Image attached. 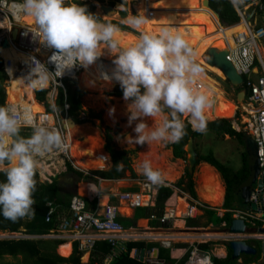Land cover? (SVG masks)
Masks as SVG:
<instances>
[{
    "label": "clouds",
    "instance_id": "1",
    "mask_svg": "<svg viewBox=\"0 0 264 264\" xmlns=\"http://www.w3.org/2000/svg\"><path fill=\"white\" fill-rule=\"evenodd\" d=\"M15 8L33 18L42 35L41 42L56 50L49 58L55 71L33 59L31 72L25 78L28 83L21 79L26 88H43L65 70L76 65L87 67L107 49L115 57V68L111 77L104 74L103 79L117 81L123 99L131 100L127 105L128 124L139 120L133 129L136 136L126 137L128 143H178L186 134L183 117H189L194 131H206L204 113L209 98L191 87L204 69L179 32L164 27L158 34H149L143 29L145 16L128 15L121 23L137 31L139 38L122 47L116 38L118 25L102 22L76 0H19ZM7 71L11 75V69ZM114 111L110 109L109 115ZM158 117L161 119L155 126L144 119ZM23 126L32 128L30 136L20 135ZM63 147L64 138L56 128L34 124L15 109L0 106V174L5 177L0 181V216L15 222L34 214L35 174L40 160ZM141 168L151 184L164 183L162 174L147 160ZM116 170H123L122 162L116 164Z\"/></svg>",
    "mask_w": 264,
    "mask_h": 264
},
{
    "label": "trees",
    "instance_id": "2",
    "mask_svg": "<svg viewBox=\"0 0 264 264\" xmlns=\"http://www.w3.org/2000/svg\"><path fill=\"white\" fill-rule=\"evenodd\" d=\"M76 2L86 7L87 10L89 9L88 11L90 13L95 14V5L91 1ZM116 2H121L125 6L127 5L126 0H111L110 4L114 6ZM262 4L263 9H256L260 16H264V0H262ZM210 5L212 9L220 14L221 21L226 22L228 26L233 25L231 27H227L228 32L226 36H231L234 31L236 32L242 28V23H239L241 17L231 0H210ZM136 9H138L141 15L147 18V22H151L152 25L167 27L174 32H179L189 43L193 51L194 44L196 43L197 39L202 41L206 48L215 46L224 48V46H226L225 35L222 31L223 27H226L227 25L224 26V24H220L219 19H217L214 14L205 9L198 0H149L148 2L143 0L139 1ZM121 13L124 16L127 14L126 11H122ZM96 16L100 18L98 15ZM102 22H110L118 25L120 31L117 33L116 38L120 41V45L123 47L136 42L139 38L130 32L124 31L130 30L131 28L125 24H122L121 21L111 19L102 20ZM259 26H261L260 23L257 24V27ZM151 31L152 34H158L153 30ZM228 43L229 41H227V47ZM214 69L220 74V76H224L223 72L219 68L214 67ZM7 79L8 75L4 69V60L0 56V106L3 107L7 106V92L5 85V81ZM65 82L67 86L66 95L62 89H60L56 99V108L58 111L62 115L65 114V101H67L70 104L68 115L69 117L73 118L77 124L92 122L94 119H98L101 123L100 125H103L104 120L102 111L97 112L93 109H85L83 107L82 98L86 94V91L78 86L77 81L72 82L70 80H66ZM224 82L227 84V86L234 88L236 95L240 90H243V87L232 86L228 79H225ZM80 83L84 88H89L86 85L85 77L80 79ZM108 86V84H105L96 91H101ZM113 86L114 85H111L109 88L104 90H110ZM193 90L194 92L203 94L207 92V94L210 95L208 96L210 104L205 109L204 113L205 118H225L207 121L206 131L201 133L194 131L189 119L183 117L186 134L178 143H170V145L176 158H183L187 160V152L185 147L189 141V138L191 136L194 138V146L199 153L197 165L201 162H206L215 167L222 176L226 186L225 199L222 205V208L226 209L224 214L219 216L217 209L210 207H205L204 210L211 219L215 218L219 223L225 221L227 224H230L234 218L235 210H250L249 204H245L240 196V186L248 179L250 175L249 155L246 151V141L251 137L245 129L242 128L241 130H237L234 128L232 120L224 115V110H226L227 106H229L230 100L224 98V96H219L220 92H222V89L216 80L210 82L209 79L204 77L197 86L193 87ZM46 93V90L38 91V99L40 101L46 102ZM112 95L119 97L123 96V90L119 84L113 89ZM46 105L50 107L48 103H46ZM41 110L44 111V106L41 107ZM165 113H167V110ZM239 115L240 113L238 112V116ZM31 132V127H22L20 135L28 137L31 135ZM206 132H212L219 136L230 135L232 138L237 139V141L243 146V152L241 154L242 166L239 169L235 170L229 164L221 162L214 155L213 151H210L209 153H201L200 150H198L197 140L201 138ZM114 134L115 131L110 126L104 125V148L111 157L112 166L110 169H92L88 172H85L83 170L77 169L70 161H67L66 172L73 173L79 179L89 182L97 181L98 178L120 179L125 176L127 170H130L134 176L135 172L132 168L130 157V155L133 153V150L118 148L114 139ZM121 162L123 163V170L117 171L116 164ZM39 167H42V164H40ZM45 169H47V166H45ZM58 178L59 177H55L52 182L41 181L39 172L37 170L35 174L36 191L33 194V199L35 201L33 205L35 210L34 214L30 217L17 219L15 222L0 216V231L40 236L49 234L52 230L57 229L62 217L69 214V206L71 202V198L63 194L59 189ZM4 179V175L0 174V181H4ZM173 186L187 192L193 199H198V195L195 190L194 174L189 172L188 168H186L185 174L175 183H173ZM173 192L174 188L172 186L165 185L164 183L158 185L155 206L136 208L135 217L155 218L157 220L152 222L153 225H161L162 222L160 218L165 210V202L171 197ZM112 197L115 198V196ZM49 202H53V204L57 205V210L53 215V219L51 221H46V214L50 209L48 204ZM205 206L208 205L205 204ZM119 220L126 226L129 225L127 219L119 218ZM256 221V225H262L261 220ZM246 223L249 228L253 227L249 219L246 220ZM255 228H257V226ZM62 242L63 241L61 240L46 238L0 239V257L6 255L16 257L22 255L26 264H29L30 261H34L35 264H85L81 262L83 250L78 248V243L75 244L74 250L69 257H63L57 254L56 247L59 244H62ZM215 243V241H207L196 243V245L203 252H212ZM249 243H254L258 252L255 255H246L244 262L257 263L262 258V243L258 240H249ZM226 244H228V242ZM154 247L159 249V259L167 262V264H185L189 260L190 250H188L181 259H174L170 256V249L164 247L157 241L148 242L144 240H131L126 241L124 244L113 246L107 240H96L92 247L90 260L86 264H104L106 257L111 254L115 248H119V252L111 264H153L150 262L141 261L137 257L132 256L131 252L134 248L151 251ZM71 248V242H67L59 246V251L62 255L67 256L71 252ZM211 260L213 264H235L237 262V259L235 260L232 258V251L230 249L229 254L226 257L221 258L212 255Z\"/></svg>",
    "mask_w": 264,
    "mask_h": 264
},
{
    "label": "built area",
    "instance_id": "3",
    "mask_svg": "<svg viewBox=\"0 0 264 264\" xmlns=\"http://www.w3.org/2000/svg\"><path fill=\"white\" fill-rule=\"evenodd\" d=\"M147 2L149 0H146ZM249 7L252 5L256 9H263L262 0H249ZM16 0H0V50L4 47L1 46L4 38L9 39V45L15 47L16 51L24 55L19 59L14 68V76L26 78L31 72L33 67V59L41 64L46 65L49 71H55V65L49 61V58L56 51L53 48L47 46L46 43L41 42L42 35L38 30V27L23 25L15 26L17 18L11 6H15ZM236 10L238 11L241 22L245 23V30L238 32L234 35V47H227L228 54L227 59L230 60L238 73L242 76L243 80L240 87H243L245 91V100L242 103L244 108V114L246 115V122L243 123L244 129L250 134L257 146L258 155L260 158L261 172L259 178L262 179L261 183L253 188L250 194V202L257 205L256 209H250L248 211L236 210V217H247L251 221L261 220L264 222V47H261V41L264 40V25L257 27L252 25L250 19L247 18L246 9L243 10L239 0H231ZM211 9V8H210ZM150 10V9H149ZM139 14V13H138ZM137 14V15H138ZM14 28H17L16 37H12ZM8 47V46H7ZM261 48L263 50H261ZM4 60V69L8 75V80H11V75L7 71V67H13V62L10 58L6 59L0 54ZM114 59V58H113ZM112 59V61H113ZM99 66L104 67L103 71L112 75L113 70L109 67L111 60H103L97 58ZM84 70L83 66L76 65L71 69L65 70L61 77L53 79L50 83L43 88H33L36 100L43 104L44 111L41 114H36L35 119H31L34 124L43 123L49 127L56 128L60 131L64 138V147L62 150L53 151L41 158L40 164H42L39 175L43 176L44 182H52L62 170H66V162L70 161L77 169L88 172V170L81 169L74 164L71 158V142L69 139L70 126L66 122L69 118L68 110L70 104L65 101V114L62 115L56 108V99L59 90L62 89L66 95V80L77 81L79 83V75ZM27 80V79H25ZM28 81V80H27ZM119 83L116 81L115 86ZM10 85V81H9ZM192 87V86H191ZM46 90V102L40 101L37 97V92ZM48 103L50 107L46 105ZM8 108H13L17 113L24 117L21 108H14L12 104L7 102ZM239 109V108H238ZM237 109V110H238ZM237 114V111H236ZM236 116V115H235ZM30 127V126H23ZM237 130H241L239 124L233 125ZM105 160H109L110 156L106 155ZM62 158V162L61 159ZM111 161V159H110ZM47 166V169H45ZM61 167H64L60 170ZM101 169L103 167H100ZM156 186L146 181L143 183L142 191L133 192L126 191L116 195L120 201H124L132 208L148 206L151 203V199L155 194ZM50 206L49 211L46 214V221H51L53 215L57 210V205L53 202L48 203ZM193 207H190L188 213L193 212ZM120 210L118 205L114 203H107L104 208L99 211L97 209H91L88 206V201L81 195H73L69 206V214L64 215L59 223L57 229L52 230L51 233L45 235H24L22 233H9L2 232L0 239H18V238H50L60 239L62 241H79L80 246L93 247L96 240H107L113 246L124 244L126 241L131 240H152L154 236L146 234L131 233L127 230L125 225L119 220ZM174 218V211L164 213L160 219L163 224L169 223ZM169 221V222H168ZM223 226L226 223H222ZM256 237L264 241V234H245V233H232L228 234L225 238L227 240ZM152 262V261H150ZM187 264H213L209 252L201 251L197 245H192L190 249V256Z\"/></svg>",
    "mask_w": 264,
    "mask_h": 264
},
{
    "label": "rangeland",
    "instance_id": "4",
    "mask_svg": "<svg viewBox=\"0 0 264 264\" xmlns=\"http://www.w3.org/2000/svg\"><path fill=\"white\" fill-rule=\"evenodd\" d=\"M76 1H79V2L80 1L81 2L91 1L95 5V14L98 15L97 9H100V7L98 6V2L110 4L111 0H76ZM139 1H143V0H126V2H127L126 6L121 2H116L114 6H115V9H117V11H118L117 14H113L111 16V15H107L105 12L99 10L100 15H98V16L102 20L114 19V20L122 21L123 19L121 18V16H124L121 13L122 11H126V13H127L124 17H127L128 15H137L138 13L141 15V13L138 11V9H136V6L138 5ZM202 1L203 0H200L201 5H203ZM22 14H24V13L22 12ZM219 23L223 25L222 21H220ZM15 26H17V27L23 26V22L18 19ZM33 26L35 27L36 25H33ZM224 26H226V25H224ZM231 26H233V25L226 26V27H231ZM239 30H241V29H239ZM124 31L130 32L134 36L139 37V33L133 29L124 30ZM145 31L148 32L149 34H152L151 30L145 29ZM225 40H227L226 36H225ZM228 45H229V43H228ZM262 46H263V43H261V47ZM261 50H263V49L261 48ZM203 57L206 60V53ZM197 62L204 69L202 78L206 75L205 76L206 79L216 80L218 85L220 86V88L223 90L224 97L233 102V104L231 103L232 107L229 104V106H227L226 110H224V115L226 117H228L230 120H232L233 125L237 126V124H239L241 129L242 128L244 129L243 123L246 122L247 118H246V115L243 113L244 108L242 107V103L239 104L237 102L236 92L234 91V88L231 86H227V84L224 82V80H225L224 76H220V74L218 72H216L215 69H212L216 66L209 65L208 62H207L208 63L207 64L204 61L203 62L197 61ZM85 69L87 70V67H85ZM105 84H108V83H100L99 87H97L96 89H94L93 87H90V86L88 89H86L81 85V83L79 81L78 86L81 89H83L84 91H86V94L82 98L83 99V107L85 109H93L94 111H97V112H100V111L103 112V120H104L103 125H106V126L108 125L115 131L114 139H115V142H116L118 148H120V149H132L133 150V153L130 155V157H131V165H132V168L135 172V175L133 176L132 172L130 170H127L125 173V176L121 180L124 183L123 185L126 186V188H130V189H134V190H138V191L142 190L143 183L147 181L145 176L142 174V168H141V165L145 160H147L150 163V165L152 166V168L154 170L159 171L162 174V176H163V172L168 168V162L174 164L176 167L178 166L177 168H180L181 175L175 181L180 179L181 176L185 173L186 167L188 165L187 160H185L183 158H176L173 154V149H172L170 143L153 141L150 144H147V143L136 144L134 142L133 143L127 142L126 137H128V136L135 137L136 136V133L133 131V129H134L136 123L139 122V120L133 121L132 123L134 125L128 124L129 113H128V110H126L124 107V105L126 104V101L123 99V96L119 97V96L112 95V91L115 88V85L110 90H104V89L109 88L111 85H109L108 87H105L101 91H96ZM5 85H6V88L8 89V87H9L8 86L9 85L8 79L5 81ZM193 87H195V86H192V88ZM7 93H8V90H7ZM205 94L207 96H210L207 94V92H205ZM221 95H222V92H220L219 96L221 97ZM7 102H9L8 94H7L6 103ZM42 106H43V104H41L39 102L36 105V107L39 108V110H41ZM110 109L115 110L114 113H112L111 115H109ZM236 111H237V114H236ZM238 112L240 113L239 116H238ZM164 114L166 115L167 113H164ZM184 118L189 119V117H184ZM218 118H225V117H215L212 119L206 118V122L212 121V120H215ZM145 122L148 123L149 125L152 124L150 126H155L156 124L159 123V122H156V123L151 122L150 120H146ZM100 124L101 123L98 119H94L92 122H85L82 124H78V125H82V126L87 127V130H86L85 134L77 136V139L79 138L78 139L79 141H85V140H88L90 142L92 141L91 144L97 149L101 148L102 152H104V154H105L106 152L104 149V144H105L104 134L101 133L100 130L98 129ZM74 128H75L74 126H71L70 131H72ZM87 134H89V136ZM197 145H198V150H200L201 153H209L210 151H213L214 155L221 162L229 164L235 170L239 169L242 166V155L241 154L243 152V146L237 141V139L232 138L230 135L219 136V135H215L212 132H206L201 138H199L197 140ZM97 146H99V147H97ZM54 151H57V150H54ZM106 155L108 156V153H106ZM71 158H72V156H71ZM110 159H111V157H110ZM110 159L108 161H106L105 166H104L105 168H103V169H110L111 168L112 161H110ZM60 160H61V162L63 161L62 158ZM72 160H73V158H72ZM40 162H42V161L40 160ZM203 163L204 162H201L200 164H198L196 166L195 174H194L195 189H196V192L198 195V200L191 198V196L187 192L182 191L178 188H175V193H177L179 196L187 197L191 202L195 200L196 204H198V202L203 203V204L206 203L210 207L217 208V210H218L217 212L224 213L225 209L222 208V205L224 203V198H225V194H226V186H225V182H224L222 176L220 175V173L218 172V170L215 167L214 168L219 173L218 175H219L220 180L222 182V186L224 187V196H223L222 203L220 205H212V204L208 203L206 200L202 199V197L200 196V192H199L198 188L202 185L201 184L202 182H201L200 169H201V166ZM78 167H80L81 169H84L86 171L87 170L89 171L92 169H101V168H82L79 165H78ZM63 168L64 167H61L60 170ZM37 170L40 171L41 168L38 167ZM39 174H40V172H39ZM66 175L67 174H65L64 176L62 175L63 179ZM43 179L44 178H43L42 173H41L40 180L42 181ZM164 181H166V180L164 179ZM175 181H173L172 183H174ZM257 185H258V182L256 181L253 184V187H256ZM86 187H87V192H88L89 186L87 184H86ZM197 206L199 207V210L202 212L201 217H204V210L200 209L201 205H197ZM243 218L246 219L245 216H243ZM187 220L189 221V219H187ZM213 224H214V226H212L210 224L208 227L205 228L206 232L217 233V234H214L212 236V239L223 241L221 239H223L222 235H224L222 233L225 232L223 230L224 228L221 227V223L217 222L215 218H213ZM139 225L145 226V225H147V221H145L144 223L139 222ZM0 235H3V233L1 231H0ZM214 237H216V238H214ZM202 238L203 239H209L208 237H204V236ZM263 259H264V257H263ZM0 264H26V263H25L24 257L22 255H19L16 257L6 255V256L0 257ZM29 264H35V263H34V261H30Z\"/></svg>",
    "mask_w": 264,
    "mask_h": 264
},
{
    "label": "crops",
    "instance_id": "5",
    "mask_svg": "<svg viewBox=\"0 0 264 264\" xmlns=\"http://www.w3.org/2000/svg\"><path fill=\"white\" fill-rule=\"evenodd\" d=\"M239 1L241 3L242 7H244L243 10L245 11V9H246L247 18L250 19L249 21L252 25H257L259 23L261 25H264V16H260V14L256 11V7H254L252 5L249 7L250 1H246V0H239ZM242 22H244V21H242ZM149 23L151 24V22H149ZM151 26H152V30L155 32H159L161 30V28H164L162 26H154L152 24H151ZM233 33H235V31ZM233 33H232V35H233ZM197 40H199V39H197ZM225 41H226V43H225L226 46H224V48L227 47V41L228 40H225ZM261 43H263L262 47H264V40H262ZM212 69H214V68H212ZM201 80H202V78L199 80V83L201 82ZM209 81L213 82L215 80L209 79ZM222 95L224 96L223 90H222ZM222 95H221V97H222ZM229 103H230V106H231V103L233 104L232 101H229ZM105 152L108 153L106 150H105ZM108 155H109V153H108ZM103 168H105V167H103ZM186 168H188V167H186ZM178 169H180V168H178ZM215 171H216V169H215ZM65 174H67L66 170H64V171L62 170V172L59 175H57V177H59L58 178L59 184L60 183L63 184V188L61 190V192L63 194L69 196L70 198L73 195H81L87 199L88 206L91 209H97L99 211H101L104 208V205H106L107 203H114V204L118 205L119 210H120V217L119 218L127 219V221L129 222V225L126 226L124 223L123 224L125 225V227L127 228V230L129 232L154 236L155 239H152V240L144 239V241H148V242L149 241H157V242L161 243V245L170 249V256L174 259H181L187 253V251L191 249L192 245H194V244L196 245V243L207 242V241H215L216 242L213 246L212 252H209L210 256L215 255L217 257L224 258L229 254V249L232 251V255H233V250L229 246V240H227L225 238L228 234H230V232H229L230 224H227V222H225V221L221 222V227L224 228L223 230L225 231L224 233H222V234H224V235H222L223 239H221L223 241L212 239V236L214 234H217V233L206 232V230H205L206 227H208L210 224L212 226H214L213 219H211L209 217V215L206 214V212L204 210L205 207H210V206H205L206 203L203 204V203L198 202V204H196L195 203L196 199L191 202L187 197L181 196L184 198V201H188V203H189L188 211L190 210V207H193V209H196L195 215H193V212L188 213V211H187V213H184L181 216V211H180L179 213H177V216H174V218L170 220V222L168 221L169 223H165V224L162 223L161 225L156 226V225H153L152 222L156 221L157 219L151 218V217L136 218L135 217L136 208L130 207L128 203H126L124 201H120L116 197L117 194L122 193V192H126V191L139 192L138 190L126 188V186L123 185L124 183L121 181L123 178H120V179L98 178L97 181L89 182V181L81 180L77 176L74 175L76 178V183H77V193L75 194L74 193V190H75L74 185L68 183L69 179L67 180L66 176L63 179L62 175L64 176ZM84 183L89 186V191L86 192V194L80 192V184H84ZM164 184L172 186L174 188L173 194L165 202L164 213H167L171 210L175 211V207L177 208V205L175 202V197L179 196V195L177 193H175V188H177V187H174L172 182L164 181ZM157 186H156V191H154L155 194L153 195V197L151 199V203L148 206H155V204H156ZM68 191H70L72 194H69ZM140 191H142V190H140ZM112 196H115V198H113ZM103 198L107 199V201L105 203L102 202ZM94 202H95V204H94ZM197 205H201L200 209L204 210V217H201L202 212L199 210V207ZM249 206L251 209L252 207L250 204H249ZM144 207H146V206H144ZM210 208H213V207H210ZM213 209H217V208H213ZM225 211H226V209L224 210V212ZM235 211H234V218L236 217V214H237ZM242 211H248V210H242ZM223 214L224 213L218 212L219 216H222ZM162 216H161V218H162ZM187 219H189V221ZM247 219H249V218H247ZM145 221H147V225H145V226L139 225V222L144 223ZM179 221L182 223H178ZM249 221L251 222L253 227L249 228L247 226L245 234H248V235L249 234H259V233L264 234V232L260 231L261 228H264V222L263 221H262V225H260V226L256 225V222H257L256 220L251 221L249 219ZM224 222L226 223L225 226L222 225V223H224ZM245 222H246V220H245ZM246 225H247V223H246ZM256 226H257V228H255ZM203 236L208 237L209 239H203L202 238ZM46 239H50V238H46ZM243 239H245L247 241V243L250 244L251 246H253L254 248H256L254 243H252V244L249 243V240L261 241L262 249H263L262 258L257 263H245L244 262L246 255H255L258 252L257 248H256L255 254L241 253L237 258H233V256H232L233 259H235V260L237 259V262L235 264H263L264 263V259H263V257H264V241L261 239H258L256 237H248V238H243ZM57 240H60V239H57ZM139 240H141V239H139ZM133 241H137V240H133ZM224 241H227L228 244H226L227 242H224ZM67 242H71L72 248H71V252L67 256H65V255H62L60 253L59 246L64 244V243H67ZM76 243H78V248L80 250H83L81 262L85 263V264L88 263L90 260V257H91L92 247H87V246L82 247V246H80L79 241L78 242L77 241H65V242L63 241L62 244H59L56 247L57 254H59L60 256H63V257L64 256L69 257L72 254ZM154 249L158 250L157 257H155V255H154ZM137 250H139V249L134 248L131 252V255L135 256ZM141 250H139V251H141ZM144 250H145L144 261H146V262L152 261L150 263H153V264H159V263L167 264V262L159 259V249L157 247H154L151 251L146 250V249H144ZM118 252H119V248H115L114 251L106 257V259L104 260V264H111L112 261L114 260V258L116 257V255L118 254ZM187 263H188V261H187ZM187 263H185V264H187ZM65 264H70V263H65Z\"/></svg>",
    "mask_w": 264,
    "mask_h": 264
},
{
    "label": "bare ground",
    "instance_id": "6",
    "mask_svg": "<svg viewBox=\"0 0 264 264\" xmlns=\"http://www.w3.org/2000/svg\"><path fill=\"white\" fill-rule=\"evenodd\" d=\"M198 1L200 2V0ZM202 6L205 9H207L210 13L214 14L217 19H219L214 10L210 9L207 5L205 6L202 5ZM11 9L14 11L16 18L23 22V25H30V26L35 25L32 17L22 14V12L17 10L15 6L13 5L11 6ZM0 23H1V19H0ZM241 23H242L241 30L236 31L235 33H233L232 36H226L228 29L227 27H223V33L226 36L227 40L229 41L228 47H234L235 45L234 35L238 32L245 30V23L244 22H241ZM143 29L144 31L145 29L152 30V26L149 22H147L146 24L143 25ZM210 48L212 47L206 48L202 41L196 40V43L194 44L196 60L199 62L204 61L205 63H207V61L204 59L203 56L205 55V53L207 56V52ZM216 48L220 50L224 49L220 47H216ZM0 54L4 56L6 59L10 58L13 62V67H7V70L11 69V80H9L10 85H8L9 86L8 89L6 88L8 90L9 103L12 104L14 108H21L20 110L22 111L24 117L35 119L36 114H41L43 113V111L39 110V108L36 107L38 102L35 98L33 88L31 89L26 88L23 84V81L21 80L24 78L14 76L15 64L19 59L23 58L24 55L22 53L17 52L15 47H13L12 45L2 48L0 50ZM98 58H100L101 61H103L104 59L105 60L108 59L111 61L113 58L115 59V57L112 54H110L107 49L102 50V54ZM103 68L104 67L99 66V63H97V60H95L93 64L87 66V70L84 67V70L79 75V79H83L85 77L87 87L90 86V87H93L94 89L99 87L100 83H108V85H115L116 81L114 79H112L110 82L105 81L103 79V75L106 74L103 71ZM114 68H115V65L112 70H114ZM202 76L197 78L191 84V86L198 85L199 80L202 78ZM25 83H28V81L25 80ZM129 103H131L130 100L126 101V104L124 105L126 110H127V105ZM144 119L145 121L150 120L151 122L156 123V122H160L161 118L158 117L155 120L151 118H144ZM74 127L75 128L72 131H69L70 133L69 139L71 142L70 155L72 156L73 161H75L74 163L76 165L78 164L82 168L104 167L107 160H105V156L103 155L104 152H102L101 148L99 149L95 148L91 144L92 141L91 142L88 140L79 141L77 139V136L86 133L87 127L82 126V125H75ZM87 135L89 136V134ZM177 167L174 164L168 162V168L163 172V177L167 182H173L181 175L179 171L180 169H178ZM200 175H201V182H202L201 183L202 185L198 188L200 192V196L202 197V199L206 200L208 203L212 205H220L222 203L223 196H224V187L222 186V182L220 180L218 173L215 171V169L211 165L204 162L200 169ZM80 192L86 194L87 187L85 183L80 184ZM106 201H107L106 198L102 199L103 203H105ZM175 202H176L177 208L175 207L174 216H177V213H179L180 211H181V216L184 213H187L188 205H189L188 201H184V198L181 196H176ZM194 210L195 209H193V212ZM178 223H182V222L179 221Z\"/></svg>",
    "mask_w": 264,
    "mask_h": 264
},
{
    "label": "water",
    "instance_id": "7",
    "mask_svg": "<svg viewBox=\"0 0 264 264\" xmlns=\"http://www.w3.org/2000/svg\"><path fill=\"white\" fill-rule=\"evenodd\" d=\"M203 5H207L209 8L212 9L210 5V0H203ZM98 6L100 9H97V14L100 15L99 10L105 12L107 15H113L117 14L118 11L115 9V6L107 3H100L98 2ZM214 10V9H212ZM215 11V10H214ZM217 14L219 20H221L220 14L215 11ZM122 19H124V16H121ZM223 22V21H222ZM224 25H228L226 22H223ZM17 28H14L12 37H16L17 35ZM9 39L6 37L2 41L1 46L2 47H7L9 46ZM227 54H228V49L227 47L220 50L216 47H212L208 50L207 56H206V61L210 65H214L218 67L224 74V78L228 79L232 86L234 87H240V84L242 83V76L238 73L236 70L234 64L227 59ZM109 68L113 69L114 63L113 61L109 62ZM7 92V89H6ZM8 94V93H7ZM237 102L239 104L243 103L245 100V91L240 90L237 95ZM66 122L68 123L69 126H75L77 123L75 120L71 117L66 119ZM101 133H103V129L101 127H98ZM251 138H248L246 141V151L249 155V168H250V175L248 179L240 186V196L243 199V202L245 204H250L253 209L257 208V205L255 203L250 202V194L253 190V184L257 181L258 184L261 183L262 179L259 178V174L261 172V166H260V158L258 155V150L256 143L253 139V137L250 135ZM185 150L187 152V167L189 172L195 174V169L199 160V153L197 152L195 146H194V138L191 136L189 138V141L185 147ZM66 179L69 184L74 185L75 190L74 193H77V183H76V178L73 173H67ZM63 184H59V189L62 190ZM69 194H72L70 191H68ZM247 229V225L245 222V219L242 217H235L232 219L230 222L229 226V232L232 233H245ZM261 232H264V228L260 229ZM229 246L233 250V258H237L241 253H247V254H255L256 253V248L251 246L250 244L247 243V241L243 238L241 239H232L229 240ZM157 249H154V255L157 257ZM135 257L139 258L141 261H144L145 258V250L142 249L141 251L137 250ZM162 264V263H159Z\"/></svg>",
    "mask_w": 264,
    "mask_h": 264
},
{
    "label": "flooded vegetation",
    "instance_id": "8",
    "mask_svg": "<svg viewBox=\"0 0 264 264\" xmlns=\"http://www.w3.org/2000/svg\"><path fill=\"white\" fill-rule=\"evenodd\" d=\"M99 127L103 129V134H104V125H100Z\"/></svg>",
    "mask_w": 264,
    "mask_h": 264
}]
</instances>
